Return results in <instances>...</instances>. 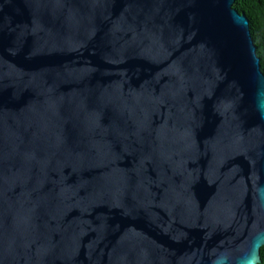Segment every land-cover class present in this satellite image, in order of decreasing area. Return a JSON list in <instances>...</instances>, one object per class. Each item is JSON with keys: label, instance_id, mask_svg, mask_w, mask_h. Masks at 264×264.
I'll return each mask as SVG.
<instances>
[{"label": "water", "instance_id": "water-1", "mask_svg": "<svg viewBox=\"0 0 264 264\" xmlns=\"http://www.w3.org/2000/svg\"><path fill=\"white\" fill-rule=\"evenodd\" d=\"M235 0H0V264H259L264 72Z\"/></svg>", "mask_w": 264, "mask_h": 264}, {"label": "trees", "instance_id": "trees-1", "mask_svg": "<svg viewBox=\"0 0 264 264\" xmlns=\"http://www.w3.org/2000/svg\"><path fill=\"white\" fill-rule=\"evenodd\" d=\"M234 7L245 13L250 22V31L264 72V0H235ZM261 262L264 264V246L261 248Z\"/></svg>", "mask_w": 264, "mask_h": 264}]
</instances>
